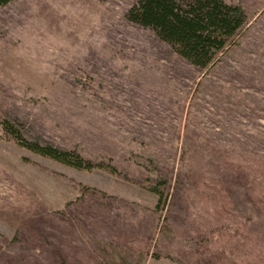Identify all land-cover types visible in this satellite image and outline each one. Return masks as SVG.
<instances>
[{"label": "rangeland", "instance_id": "obj_1", "mask_svg": "<svg viewBox=\"0 0 264 264\" xmlns=\"http://www.w3.org/2000/svg\"><path fill=\"white\" fill-rule=\"evenodd\" d=\"M135 1L0 5V264H215L217 248L235 264L255 253L226 186L263 229L264 215L221 169L264 170V0H232L248 21L204 68L129 21ZM6 120L106 166L35 153ZM202 230L199 247L186 245Z\"/></svg>", "mask_w": 264, "mask_h": 264}, {"label": "trees", "instance_id": "obj_2", "mask_svg": "<svg viewBox=\"0 0 264 264\" xmlns=\"http://www.w3.org/2000/svg\"><path fill=\"white\" fill-rule=\"evenodd\" d=\"M9 1L11 0H0V5ZM126 18L152 29L161 39L171 44L178 54L202 68L210 66L216 60L219 53L231 43L248 21L245 8L232 0H136L126 12ZM3 123L4 130L11 134L19 145L35 153L79 169L92 170L106 166L103 162L85 158L77 151L27 139L11 122L6 120ZM221 173L227 183L239 180L246 189L248 200L264 215V170L239 163L234 167H224ZM225 189V198L229 200L226 205L229 203L235 206L238 217H241L238 221L241 230L239 236L242 239L250 238L255 252L239 251L241 262L235 264H264V229L243 214L247 206L241 196L239 198L228 185ZM161 199L159 192L158 205ZM188 210L189 204L185 203L186 214ZM198 227L196 225V228ZM219 229L221 231V228ZM202 232L204 233L197 235L186 245L199 247L202 242L198 244V241L203 234L211 233L207 230ZM204 238V241L215 243L214 234ZM212 253L220 258L215 264H220L219 261L228 263L229 257L224 250L217 248Z\"/></svg>", "mask_w": 264, "mask_h": 264}]
</instances>
